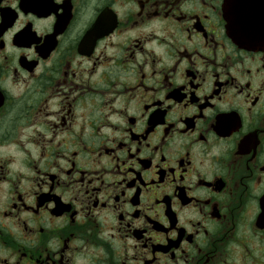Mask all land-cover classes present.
Masks as SVG:
<instances>
[{
  "label": "flooded vegetation",
  "instance_id": "1",
  "mask_svg": "<svg viewBox=\"0 0 264 264\" xmlns=\"http://www.w3.org/2000/svg\"><path fill=\"white\" fill-rule=\"evenodd\" d=\"M236 15L264 38V0H0V264H264Z\"/></svg>",
  "mask_w": 264,
  "mask_h": 264
},
{
  "label": "water",
  "instance_id": "2",
  "mask_svg": "<svg viewBox=\"0 0 264 264\" xmlns=\"http://www.w3.org/2000/svg\"><path fill=\"white\" fill-rule=\"evenodd\" d=\"M231 28L234 27L236 30H238L240 36H233V40L237 42L240 45H244L247 47H264V38L261 37H255L256 31L252 24H249V22L239 19V17L236 15L234 16L231 21ZM244 32H250L253 34L254 37H249V35ZM231 35H233L231 33Z\"/></svg>",
  "mask_w": 264,
  "mask_h": 264
}]
</instances>
